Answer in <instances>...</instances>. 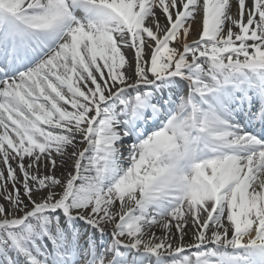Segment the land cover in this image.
Segmentation results:
<instances>
[{"label": "snow or ice", "instance_id": "6c2138e0", "mask_svg": "<svg viewBox=\"0 0 264 264\" xmlns=\"http://www.w3.org/2000/svg\"><path fill=\"white\" fill-rule=\"evenodd\" d=\"M0 264H264V0H0Z\"/></svg>", "mask_w": 264, "mask_h": 264}]
</instances>
